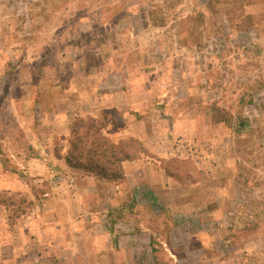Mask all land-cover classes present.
Segmentation results:
<instances>
[{
	"label": "rangeland",
	"instance_id": "rangeland-1",
	"mask_svg": "<svg viewBox=\"0 0 264 264\" xmlns=\"http://www.w3.org/2000/svg\"><path fill=\"white\" fill-rule=\"evenodd\" d=\"M81 118L129 144L128 176L72 165ZM0 164V233L94 185L115 197L102 247L121 240L0 245V264H264V0H0Z\"/></svg>",
	"mask_w": 264,
	"mask_h": 264
},
{
	"label": "crops",
	"instance_id": "crops-1",
	"mask_svg": "<svg viewBox=\"0 0 264 264\" xmlns=\"http://www.w3.org/2000/svg\"><path fill=\"white\" fill-rule=\"evenodd\" d=\"M2 6V5H1ZM127 134H132L127 129ZM125 162L123 163V166L126 168L127 165ZM1 166V164H0ZM124 168V169H125ZM25 171L29 172L28 168L24 169ZM84 179H91V181H100L99 177L96 176L94 173L88 172L86 170H81ZM139 169L137 168L135 172L133 173L135 176L139 174ZM126 176H128L127 173H125ZM14 178L15 182H18L17 178ZM104 181V180H102ZM110 182V181H109ZM108 182V183H109ZM105 183H107L105 181ZM92 187H88V185H83L81 187L82 191L77 195H67L63 196L61 199V203L63 204H75L77 207L76 211H57L52 209L51 212H47L46 214H31L27 215V217L23 220V224L17 223L14 228L6 229L5 232L0 233V235L3 236V242L0 243L2 246H9L12 251L19 250L20 246L23 243V247H28L30 250L34 245H37L38 243L44 244V247H54V246H66L71 248L69 244H77L75 243V240L72 238L75 235H80L83 239V243H85L84 250L86 251H113L116 249L117 246L120 247L121 240L119 239L118 243L113 244L112 240L105 238V246L102 247V239L101 237V230L103 225L109 226L108 218L109 214H105L104 212L101 213L100 211H97V209L100 207L101 209L110 207L112 208V205H114L115 197L113 196H99L91 190L94 189V185H91ZM118 187V186H117ZM16 189V188H14ZM91 189V190H90ZM87 191V192H86ZM89 191V192H88ZM86 192V193H85ZM60 199H48L47 204H59ZM64 209V207H63ZM105 216V218H104ZM119 223H116L113 227L115 231H118V225L124 224L123 219H119ZM130 230L124 233H120V238H132L134 237L135 242L134 244L131 242V246L135 247L137 238L140 239L141 243L144 245L148 244L150 235L146 229H142L140 232L133 231L134 229L131 226H128ZM122 227L121 229H123ZM67 231V232H66ZM69 232V239L68 241L65 240L61 242V244H57L56 241H59L57 239V235H66V233ZM110 232V231H109ZM107 232L106 235L111 237L112 233ZM112 232V230H111ZM71 234V235H70ZM105 235V236H106ZM65 237L67 239L68 237ZM17 238L19 241H17ZM21 239H23L21 241ZM21 241V242H20ZM76 249V247L74 246ZM82 249V248H81ZM78 248L77 250H81ZM99 263L97 264H105L104 260L99 258ZM63 264H69L65 260L62 262ZM88 264H96V262L92 261V259L87 260ZM110 264V263H109Z\"/></svg>",
	"mask_w": 264,
	"mask_h": 264
},
{
	"label": "trees",
	"instance_id": "trees-1",
	"mask_svg": "<svg viewBox=\"0 0 264 264\" xmlns=\"http://www.w3.org/2000/svg\"><path fill=\"white\" fill-rule=\"evenodd\" d=\"M221 120L230 124L227 117L222 116ZM89 121L81 118L74 124L72 165L106 180H122L125 176L123 163L133 159L129 144L125 141L110 140L103 132V128L96 125L95 118H90ZM243 126V122L238 123L237 130H241ZM131 140L134 141V138Z\"/></svg>",
	"mask_w": 264,
	"mask_h": 264
}]
</instances>
